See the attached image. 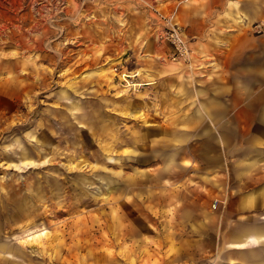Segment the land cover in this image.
<instances>
[{
    "label": "rangeland",
    "instance_id": "374dc122",
    "mask_svg": "<svg viewBox=\"0 0 264 264\" xmlns=\"http://www.w3.org/2000/svg\"><path fill=\"white\" fill-rule=\"evenodd\" d=\"M175 2L0 0V264L226 263L264 217L163 128Z\"/></svg>",
    "mask_w": 264,
    "mask_h": 264
},
{
    "label": "crops",
    "instance_id": "0c3cea01",
    "mask_svg": "<svg viewBox=\"0 0 264 264\" xmlns=\"http://www.w3.org/2000/svg\"><path fill=\"white\" fill-rule=\"evenodd\" d=\"M171 8L178 10L193 61L202 66L192 70L181 59L169 61L178 75L162 91L170 113L163 128L179 131L180 144L204 148L199 160L214 182L260 180L242 192V207L263 205L264 0H176ZM134 71L150 77L147 68ZM251 194L254 201H248ZM255 221L232 234L229 246L240 250L219 264H264V217Z\"/></svg>",
    "mask_w": 264,
    "mask_h": 264
},
{
    "label": "built area",
    "instance_id": "2783aa9c",
    "mask_svg": "<svg viewBox=\"0 0 264 264\" xmlns=\"http://www.w3.org/2000/svg\"><path fill=\"white\" fill-rule=\"evenodd\" d=\"M176 8L171 9L167 13H160L162 17L161 24L158 28L160 37L167 41L173 48V57L179 58L186 62H192L194 51L190 46L189 37L183 32L176 18ZM219 198L214 201V206H217Z\"/></svg>",
    "mask_w": 264,
    "mask_h": 264
},
{
    "label": "bare ground",
    "instance_id": "6f19581e",
    "mask_svg": "<svg viewBox=\"0 0 264 264\" xmlns=\"http://www.w3.org/2000/svg\"><path fill=\"white\" fill-rule=\"evenodd\" d=\"M137 74L140 75L138 72L136 73V75ZM74 166H76V165H74ZM74 166L70 167V169L73 168ZM47 231H41L40 233H35L31 237H28V240L36 241L37 239L41 238L42 236H48V232Z\"/></svg>",
    "mask_w": 264,
    "mask_h": 264
}]
</instances>
